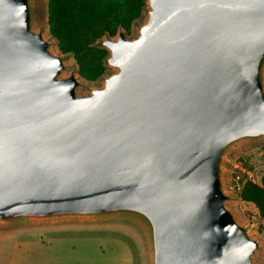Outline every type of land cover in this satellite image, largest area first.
I'll use <instances>...</instances> for the list:
<instances>
[{"label": "water", "instance_id": "water-1", "mask_svg": "<svg viewBox=\"0 0 264 264\" xmlns=\"http://www.w3.org/2000/svg\"><path fill=\"white\" fill-rule=\"evenodd\" d=\"M145 2L81 90L37 0H0V226L122 218L149 264H258L224 175L264 139V0Z\"/></svg>", "mask_w": 264, "mask_h": 264}, {"label": "rangeland", "instance_id": "rangeland-1", "mask_svg": "<svg viewBox=\"0 0 264 264\" xmlns=\"http://www.w3.org/2000/svg\"><path fill=\"white\" fill-rule=\"evenodd\" d=\"M37 2L40 27L49 37L47 0ZM144 17L143 13L133 23L130 36L135 34L137 23ZM67 63L76 69L70 55ZM112 71L113 68L107 67L106 73ZM102 77L93 82L81 78V90L100 86ZM263 149L264 139L238 145L229 154L224 175L227 191L231 194L228 207L263 241L258 264H264V238L258 230L262 219L252 203L242 201L232 190L231 172L235 161L245 159L259 178L264 173V159L259 154ZM0 264H149V254L144 230L127 219L33 221L0 226Z\"/></svg>", "mask_w": 264, "mask_h": 264}, {"label": "trees", "instance_id": "trees-1", "mask_svg": "<svg viewBox=\"0 0 264 264\" xmlns=\"http://www.w3.org/2000/svg\"><path fill=\"white\" fill-rule=\"evenodd\" d=\"M146 0H47V27L59 50L73 58L78 74L86 81L107 72L108 54L97 41L114 36L119 29L130 34L143 13ZM237 196L252 203L264 219V173L259 182L246 180Z\"/></svg>", "mask_w": 264, "mask_h": 264}, {"label": "built area", "instance_id": "built-area-1", "mask_svg": "<svg viewBox=\"0 0 264 264\" xmlns=\"http://www.w3.org/2000/svg\"><path fill=\"white\" fill-rule=\"evenodd\" d=\"M260 156L264 159V149L259 152ZM259 178H256L254 169L248 165L245 159H239L233 163V170L231 172V188L238 194L240 192L243 183L246 180L253 182H259ZM258 230L262 237L264 238V219H262L261 224L258 226Z\"/></svg>", "mask_w": 264, "mask_h": 264}]
</instances>
